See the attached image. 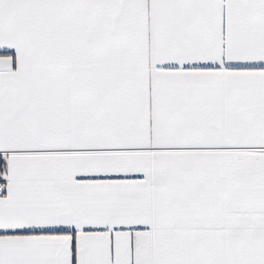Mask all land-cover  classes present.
<instances>
[{
  "label": "snow or ice",
  "instance_id": "1",
  "mask_svg": "<svg viewBox=\"0 0 264 264\" xmlns=\"http://www.w3.org/2000/svg\"><path fill=\"white\" fill-rule=\"evenodd\" d=\"M0 264H264V0H0Z\"/></svg>",
  "mask_w": 264,
  "mask_h": 264
}]
</instances>
